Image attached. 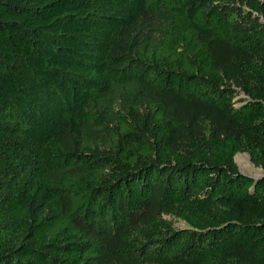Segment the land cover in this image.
I'll use <instances>...</instances> for the list:
<instances>
[{
    "label": "trees",
    "instance_id": "1",
    "mask_svg": "<svg viewBox=\"0 0 264 264\" xmlns=\"http://www.w3.org/2000/svg\"><path fill=\"white\" fill-rule=\"evenodd\" d=\"M242 151L264 0H0V264H264Z\"/></svg>",
    "mask_w": 264,
    "mask_h": 264
},
{
    "label": "rangeland",
    "instance_id": "2",
    "mask_svg": "<svg viewBox=\"0 0 264 264\" xmlns=\"http://www.w3.org/2000/svg\"><path fill=\"white\" fill-rule=\"evenodd\" d=\"M240 90V88H239ZM245 97V93L240 91V95L238 98ZM212 122L211 121H204L203 128L206 131L207 134H209L211 128H212ZM236 163L238 165L239 170L246 175L259 178L264 175V169L262 167L257 166L254 162L253 159L250 155L249 152L247 151H242L239 152L236 155ZM164 218L171 222L176 228L183 229L189 227L187 222L184 220L180 219L178 216L175 214H165Z\"/></svg>",
    "mask_w": 264,
    "mask_h": 264
},
{
    "label": "water",
    "instance_id": "3",
    "mask_svg": "<svg viewBox=\"0 0 264 264\" xmlns=\"http://www.w3.org/2000/svg\"><path fill=\"white\" fill-rule=\"evenodd\" d=\"M251 178H254V179H256V180H258V178H255V177H252V176H250Z\"/></svg>",
    "mask_w": 264,
    "mask_h": 264
}]
</instances>
